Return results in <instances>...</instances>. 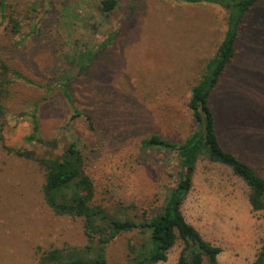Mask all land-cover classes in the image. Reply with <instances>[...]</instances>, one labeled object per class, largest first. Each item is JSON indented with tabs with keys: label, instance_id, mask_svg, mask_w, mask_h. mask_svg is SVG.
<instances>
[{
	"label": "rangeland",
	"instance_id": "1",
	"mask_svg": "<svg viewBox=\"0 0 264 264\" xmlns=\"http://www.w3.org/2000/svg\"><path fill=\"white\" fill-rule=\"evenodd\" d=\"M99 1L6 0L22 27L16 35L0 27V58L29 82L16 79L3 100L0 264H38L39 253L51 248L78 255L86 243L79 218L55 215L44 203L37 157L59 154L73 141L95 200L127 206L130 215L158 209L177 178L175 154L144 150L141 142L151 134L181 142L193 130L190 88L222 40L226 12L211 3L117 0L104 19ZM36 23L41 31L24 40ZM109 36L62 90L57 80L69 67V45L77 39L98 45ZM210 104L221 145L264 177V0L248 11ZM32 113L54 148L26 142ZM3 145L35 156H17ZM247 193L229 167L197 161L181 210L203 239L221 248L219 264H253L262 244L264 212L251 209ZM136 240L134 232L117 235L105 248L106 261L126 260L127 244ZM181 249L178 240L156 264H176Z\"/></svg>",
	"mask_w": 264,
	"mask_h": 264
},
{
	"label": "trees",
	"instance_id": "2",
	"mask_svg": "<svg viewBox=\"0 0 264 264\" xmlns=\"http://www.w3.org/2000/svg\"><path fill=\"white\" fill-rule=\"evenodd\" d=\"M185 3H211L226 12V28L212 57L204 64L198 80L191 86L187 107L195 123L193 130L181 141L174 142L159 134H151L141 142L144 150L173 152L176 157L174 184L168 189L162 205L154 212L130 215L129 207L120 204H102L95 200V186L86 171L85 157L71 141L56 155L37 157L42 170L41 194L44 203L55 215L79 218L86 243L78 255L68 256L63 248H51L39 253L38 264H109L106 261V246L122 232H134L137 240L128 242L126 260L117 264H156L167 260L168 251L179 240L181 252L176 264H219L217 255L221 248L202 238L198 230L186 221L181 205L188 195L196 163L200 158L229 167L234 175L248 187L247 201L253 211L264 212V177L233 151L225 149L218 138L215 117L210 104V94L218 83L225 67L235 53V43L243 28V21L250 8L259 0H179ZM117 0H100L98 14L104 19L117 7ZM18 34L22 24L13 9L8 10L6 0H0V27ZM41 31L40 24L32 26L25 35ZM110 41L91 45L87 41L74 40L65 53L68 69L58 81L64 90L69 80L87 70L90 57ZM90 56V57H89ZM16 79L25 75L12 69L0 58V128L4 126L3 100L10 95ZM32 130L25 137L27 143H37L54 148V140L39 135L36 115L32 113ZM90 116L87 115L89 126ZM3 147L17 156L34 158L33 150L22 147ZM253 264H264V238Z\"/></svg>",
	"mask_w": 264,
	"mask_h": 264
}]
</instances>
